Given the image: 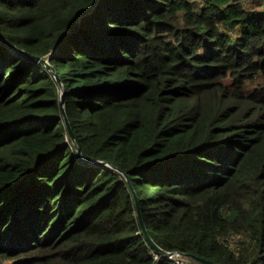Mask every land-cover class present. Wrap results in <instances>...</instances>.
Masks as SVG:
<instances>
[{
	"label": "trees",
	"instance_id": "trees-1",
	"mask_svg": "<svg viewBox=\"0 0 264 264\" xmlns=\"http://www.w3.org/2000/svg\"><path fill=\"white\" fill-rule=\"evenodd\" d=\"M118 168L164 250L264 264V0H0V264H179Z\"/></svg>",
	"mask_w": 264,
	"mask_h": 264
},
{
	"label": "water",
	"instance_id": "water-1",
	"mask_svg": "<svg viewBox=\"0 0 264 264\" xmlns=\"http://www.w3.org/2000/svg\"><path fill=\"white\" fill-rule=\"evenodd\" d=\"M23 53L29 55V56H33L32 54H30L29 52L27 51H22ZM36 58H38L42 63H45L50 69H52L53 73L55 74L60 86H61V104H62V110H63V115H64V118H65V123H66V126L72 136V139L74 140V142L76 143L77 145V149H78V155L84 160V161H87L89 163H92V164H108V165H111L109 163H106V162H103V161H91V160H88L87 158H85L83 156V153H82V150H81V147H80V144H79V141L75 135V132L73 131V128L71 126V123H70V119L67 115V112H66V108H65V94H66V88L63 84V82L61 81L60 79V76L59 74L57 73V70L52 66V64L50 63V58H41V57H37L35 56ZM124 175L125 177L127 178L129 184L131 185L132 187V193H133V196H134V200H135V204H136V209H137V214H138V217L141 221V225H142V230H143V233L147 239V241L149 242V244L155 249V251L157 252L158 255H161L163 257H169L173 254H175L176 252H170V251H166L164 250L163 248H161L158 243L153 239L151 233L149 232L147 226H146V223H145V220L143 218V213H142V210H141V206H140V202H139V196L137 194V191L135 190V188L133 187L131 181H130V177L128 176V174L118 168ZM197 259H199L201 262L205 263V264H215L214 262L212 261H209V260H206L204 258H200V257H197L195 256Z\"/></svg>",
	"mask_w": 264,
	"mask_h": 264
},
{
	"label": "built area",
	"instance_id": "built-area-1",
	"mask_svg": "<svg viewBox=\"0 0 264 264\" xmlns=\"http://www.w3.org/2000/svg\"><path fill=\"white\" fill-rule=\"evenodd\" d=\"M160 255H156L155 257L158 258ZM169 258H175L179 264H191L188 259H186L181 253L176 252L175 254L169 256Z\"/></svg>",
	"mask_w": 264,
	"mask_h": 264
},
{
	"label": "rangeland",
	"instance_id": "rangeland-1",
	"mask_svg": "<svg viewBox=\"0 0 264 264\" xmlns=\"http://www.w3.org/2000/svg\"><path fill=\"white\" fill-rule=\"evenodd\" d=\"M166 258H169V257H166ZM171 259V258H170ZM172 260H174L175 262L179 263L175 258H172Z\"/></svg>",
	"mask_w": 264,
	"mask_h": 264
}]
</instances>
